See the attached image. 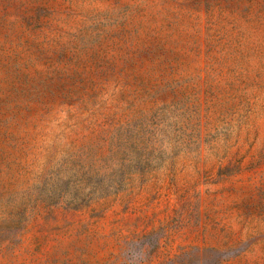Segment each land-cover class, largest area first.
<instances>
[{
  "label": "rangeland",
  "instance_id": "obj_1",
  "mask_svg": "<svg viewBox=\"0 0 264 264\" xmlns=\"http://www.w3.org/2000/svg\"><path fill=\"white\" fill-rule=\"evenodd\" d=\"M0 264H264V0H0Z\"/></svg>",
  "mask_w": 264,
  "mask_h": 264
}]
</instances>
